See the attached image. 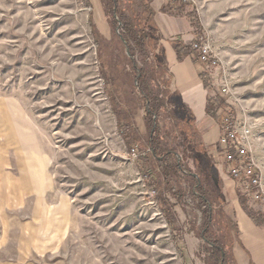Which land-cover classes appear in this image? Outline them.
I'll return each instance as SVG.
<instances>
[{"label": "rangeland", "instance_id": "1", "mask_svg": "<svg viewBox=\"0 0 264 264\" xmlns=\"http://www.w3.org/2000/svg\"><path fill=\"white\" fill-rule=\"evenodd\" d=\"M195 3L218 61L210 93L251 129L264 183V0ZM119 7L131 16L128 0ZM109 22L104 0H0V264H220L210 244L224 230L225 264H237L239 192L219 176L207 242L205 208L187 178L174 223L164 217L143 172L142 112L129 117L125 137L116 126L103 69L116 73L108 67L126 51ZM182 163L197 173L191 156ZM245 209L264 227L263 205Z\"/></svg>", "mask_w": 264, "mask_h": 264}, {"label": "trees", "instance_id": "2", "mask_svg": "<svg viewBox=\"0 0 264 264\" xmlns=\"http://www.w3.org/2000/svg\"><path fill=\"white\" fill-rule=\"evenodd\" d=\"M128 1L132 6L130 17L125 15L124 10V12L120 10L119 0H104L110 15L109 23L114 31L113 39L126 51L124 53L125 60L119 54L113 59L115 64L108 67L117 71L116 73L111 72V75L107 73L105 70L107 66L105 65V69H103V78L110 87L109 98L115 112L116 126L125 137L126 134L123 129H127L129 117H136L138 112H142L141 121L145 129L144 135L147 145L145 152H143V172L150 179L149 186L161 204L163 215L169 223H174L172 205L175 206L184 199V190L179 181L180 178H187L195 202L200 206L199 208H205L207 225L202 239L207 242L206 233H208V227L213 223L210 209L211 195H214L215 189L222 183L214 164L199 141L193 121L178 100L176 93L169 91L167 87L160 86L155 80L152 53L153 42L157 35L151 22L152 12L148 6L149 0ZM175 2L185 5L180 0H175ZM189 20L191 25L200 32L201 24L195 9L189 15ZM175 50L179 60L188 53L178 45L175 46ZM100 58L102 59V54H100ZM126 65L128 66L127 69H125ZM117 74L119 76H116ZM131 76L134 79L132 84L130 82ZM200 79L205 86L210 85V78L205 70L200 73ZM117 80H120L125 86L130 84V87L116 88ZM115 95L119 97L117 98ZM130 108L134 110L133 115L129 113ZM219 110L222 111L220 114H218ZM229 111L224 110V104L218 96L209 99L207 113L213 119L217 121L220 119L221 123ZM127 113L128 116H126ZM178 138L181 139L182 157L191 156L197 165L196 174L187 173L182 163V157L181 161L179 160V156L173 147V143ZM149 163H152L154 167L147 169ZM169 198L175 200L174 204H171ZM228 219L225 220V225H228ZM226 233L227 230H224V235L218 239L217 244L219 246L214 245L213 242L210 244L214 247V255L220 257V264H225L226 252L220 244L225 240Z\"/></svg>", "mask_w": 264, "mask_h": 264}, {"label": "crops", "instance_id": "3", "mask_svg": "<svg viewBox=\"0 0 264 264\" xmlns=\"http://www.w3.org/2000/svg\"><path fill=\"white\" fill-rule=\"evenodd\" d=\"M148 6L157 35L152 53L155 80L160 86L176 93L193 121L199 141L210 160L217 157L218 163L221 164L222 159L217 151L221 124L207 113L209 99L213 97L210 86L214 84V76L205 65L197 62V56L191 50V45L201 37V32L197 31L189 20V15L194 9L197 11V7L191 4L181 5L175 0H149ZM177 45L188 52L181 60L177 58ZM204 70L211 80L208 87L200 79V73ZM214 166L218 176L226 184L224 188L229 191L231 188L237 189L235 182L226 176L222 167ZM239 197L236 199L237 207L234 206L238 242L235 248L233 245V255L235 254L237 264H264V227L257 222V216L245 209V206H250L252 202L240 193ZM259 217L261 218L260 215Z\"/></svg>", "mask_w": 264, "mask_h": 264}, {"label": "built area", "instance_id": "4", "mask_svg": "<svg viewBox=\"0 0 264 264\" xmlns=\"http://www.w3.org/2000/svg\"><path fill=\"white\" fill-rule=\"evenodd\" d=\"M180 1L196 6L195 0ZM191 50L197 56V62L205 65L208 70L219 68L212 46L203 35L191 45ZM219 90L218 93L221 96L230 93L226 82L220 85ZM250 139L251 129L249 126L239 125L231 114L223 117L221 134L217 142L218 156L222 159L221 167L226 176L235 182L243 197L252 203L264 206L262 172L250 148ZM132 151L134 152L133 149Z\"/></svg>", "mask_w": 264, "mask_h": 264}]
</instances>
